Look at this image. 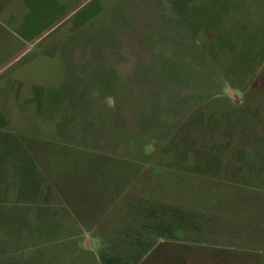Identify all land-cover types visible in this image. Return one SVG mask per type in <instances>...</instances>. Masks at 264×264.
I'll return each instance as SVG.
<instances>
[{"label":"rangeland","instance_id":"1","mask_svg":"<svg viewBox=\"0 0 264 264\" xmlns=\"http://www.w3.org/2000/svg\"><path fill=\"white\" fill-rule=\"evenodd\" d=\"M139 200L193 215L140 264L264 262V0H0V264H100Z\"/></svg>","mask_w":264,"mask_h":264},{"label":"trees","instance_id":"2","mask_svg":"<svg viewBox=\"0 0 264 264\" xmlns=\"http://www.w3.org/2000/svg\"><path fill=\"white\" fill-rule=\"evenodd\" d=\"M141 202L132 206V224L116 231V244L101 249L100 264H140L158 241L163 243L166 237L178 241L182 231L192 225L193 215L188 212H175L172 207L154 203H148L145 209Z\"/></svg>","mask_w":264,"mask_h":264},{"label":"crops","instance_id":"3","mask_svg":"<svg viewBox=\"0 0 264 264\" xmlns=\"http://www.w3.org/2000/svg\"><path fill=\"white\" fill-rule=\"evenodd\" d=\"M227 190H229V189H227ZM231 190V189H230ZM228 193V192H227ZM207 214H209V213H207ZM206 215V214H205ZM83 227V226H82ZM99 239V238H98ZM253 242H255V243H258V244H253V246L254 247H257V246H260V245H264L263 244V242L259 239V237L258 236H253ZM165 242V241H164ZM258 261V260H257ZM262 263V262H261ZM262 264H264V262L262 263Z\"/></svg>","mask_w":264,"mask_h":264}]
</instances>
